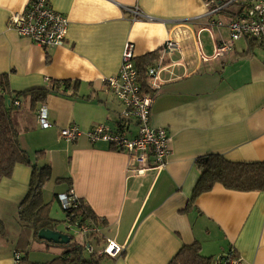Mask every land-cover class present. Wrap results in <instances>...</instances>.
Masks as SVG:
<instances>
[{"label":"crops","instance_id":"crops-1","mask_svg":"<svg viewBox=\"0 0 264 264\" xmlns=\"http://www.w3.org/2000/svg\"><path fill=\"white\" fill-rule=\"evenodd\" d=\"M30 1L0 0V75H9L16 93L70 82L62 87L66 93L49 95L35 111L30 99H23L25 111L20 101L14 120L32 162L52 168L48 189L54 200L59 203L58 195L72 190L103 221L96 250L107 239L123 248L103 264H169L195 243L207 258L233 252L241 264H264V192L216 185L193 198L201 179L198 158L264 163V60L253 54L257 42L246 38V49L241 39L224 57L213 59L216 46L230 38L227 27L214 24H229L242 9L211 13L216 0H50L70 26L62 46L44 49L9 28L10 18ZM170 39L180 44L167 62L175 77L163 74L166 83L152 106L151 125L168 131L171 153L163 170L138 174L129 154L107 142L92 143L85 134L104 125L111 132L128 128L131 138L137 135V126L123 120L124 106L104 82L119 74L128 42L135 45L136 63L153 58L149 69ZM43 107L52 124L47 130L38 123ZM72 126L84 135L68 143L61 131ZM37 152H44L45 160L37 162ZM31 174V168L20 165L0 186V264H16V252L35 264L62 253L38 241L19 220ZM58 179L70 181L58 185Z\"/></svg>","mask_w":264,"mask_h":264},{"label":"built area","instance_id":"built-area-1","mask_svg":"<svg viewBox=\"0 0 264 264\" xmlns=\"http://www.w3.org/2000/svg\"><path fill=\"white\" fill-rule=\"evenodd\" d=\"M241 0H218V5L211 13H227V11ZM249 6L242 9L229 24L215 23L214 26L227 27L230 32L229 40L223 41L215 48L213 59L222 58L226 53L233 50L234 44L244 38L259 41L264 47V0H249ZM214 4V0L211 1ZM136 19L141 17L138 10L135 12ZM69 20L55 12L50 6V0H31L26 10L14 14L9 21V28L20 37L29 39L34 44L52 49L62 46L69 33ZM211 31V30H210ZM180 50V44L175 39L167 40L160 50L158 63L150 67L146 73V85L148 93L144 92L141 74L136 66L135 45L128 42L125 45L122 57V66L118 75L110 77L104 83L112 91L124 106L123 120L134 124L138 133L134 138L130 132H111L104 125L95 126L85 135L92 143L107 142L117 152L129 154L136 164L135 171L144 174L149 170H163L171 153V137L164 128H154L151 125V111L156 97L161 93L166 81L163 74H168L173 79L175 75L170 65L169 58ZM207 58L204 57V60ZM16 106H20L17 102ZM38 123L41 129L47 130L52 124L46 108H41L38 114ZM84 133L76 126L61 131V137L68 143L78 140ZM153 158V163L150 159ZM132 163V164H133ZM131 164V165H132ZM78 198L73 191L59 194L58 200L61 208L71 214L67 219V230H76L85 238V244L89 253L97 257L116 258L123 253V248L112 240H106V246L96 250L95 242L101 236L97 226L81 225L72 221L74 214L71 208ZM16 264H20L21 254L15 253ZM217 264H241V259L231 252L228 255L216 259Z\"/></svg>","mask_w":264,"mask_h":264},{"label":"trees","instance_id":"trees-1","mask_svg":"<svg viewBox=\"0 0 264 264\" xmlns=\"http://www.w3.org/2000/svg\"><path fill=\"white\" fill-rule=\"evenodd\" d=\"M214 3L216 2L214 1ZM152 60V57H147L136 63L141 74L145 93H148L146 73L148 67L152 64ZM69 85L70 82L53 81L46 89L16 93L11 89L9 75H0V186L4 180L13 177L18 166L31 168L32 174L28 194L18 207V216L20 222L33 231L35 238L41 242H47L39 239L38 235L41 230H55L57 225L60 224L59 221L52 218L51 204L46 203L44 199V190L53 181V171L49 165L40 166L33 163L30 155L23 149L20 140L21 134L15 124L13 112L20 109V106H16V103L22 102V99H30L31 109L35 111L37 106L44 103L49 95L66 93V90H62V87H70ZM73 86H78V83ZM45 158L46 154L44 152L36 153L37 162L45 160ZM196 164L200 170L201 179L194 192V199L211 191L216 185H221L231 191L264 192L263 162H230L219 155H208L198 158ZM65 181L70 180L58 179L56 184L59 185L65 183ZM71 211L74 214L72 220L74 222L99 228L103 226V221L82 200L77 199ZM65 213L67 219H69L71 214ZM0 228L3 229L1 222ZM70 236L72 241L67 245L47 242L53 247L61 249L62 253L53 261L45 264H103L106 257H97L95 254L89 253L85 242L84 244L77 243L75 237ZM100 239L101 236H99ZM85 253H88V258L85 257ZM20 264L35 263L25 262L21 255ZM169 264H217V261L214 258L203 256L201 246L195 243L184 246Z\"/></svg>","mask_w":264,"mask_h":264},{"label":"rangeland","instance_id":"rangeland-1","mask_svg":"<svg viewBox=\"0 0 264 264\" xmlns=\"http://www.w3.org/2000/svg\"><path fill=\"white\" fill-rule=\"evenodd\" d=\"M248 1H249V0H241L239 3H236V4L233 5L232 7H233L234 9H238V11H240L241 9L244 8V6H245V7L249 6ZM215 19H216V20H218V19H223V20H225V21L227 20L226 17L221 16V18H220L219 15H216V16H215ZM245 39H246V38H244L242 42H243V44H244V47H245L246 49H249V47H248V46H249V45H248V42H246ZM248 39L253 40V39H251V38H248ZM238 42H239V41H238ZM242 42H240V43H242ZM254 42H257V43H256V46L253 47V54L256 55L257 57H259V58H261V59L264 60V47L262 46V43L259 42V41H256V40H254ZM257 45H258V46H257ZM22 104H23V110L25 111V109H27V101L22 99ZM18 112H19L18 110L14 111V112H13V115L15 116ZM133 126H135V125L132 124V127H133ZM135 127H136V126H135ZM133 129H134V128H133ZM48 188H49V187L47 186V187L45 188V190H44V191H45V193H44V199H45L47 202H50V201L52 202V201H54L53 206L51 205V215H53L54 218H57L56 220L59 221L60 224H62V226L59 228V231H60V232H65L66 234H70V235L74 236V237H75V241H76L77 243L84 244L85 239L83 238V236H82L80 233H78V231H76V230H70V231L67 230V229H68V228H67V227H68L67 222H64V221H66V219H67V215H66V213L63 211V209L60 207V204H59L57 201L54 200V199H55L54 191L52 192V191H50V189H48ZM85 257H86V258L89 257L88 253H85ZM118 257H119V256H118ZM116 258H117V257H116Z\"/></svg>","mask_w":264,"mask_h":264},{"label":"water","instance_id":"water-1","mask_svg":"<svg viewBox=\"0 0 264 264\" xmlns=\"http://www.w3.org/2000/svg\"><path fill=\"white\" fill-rule=\"evenodd\" d=\"M218 1V0H216ZM39 239L53 242L58 245H67L72 241V238L69 234L58 232L50 229H43L39 232Z\"/></svg>","mask_w":264,"mask_h":264}]
</instances>
